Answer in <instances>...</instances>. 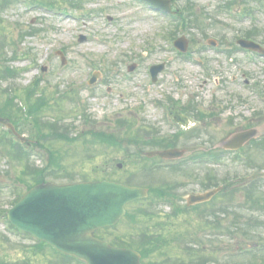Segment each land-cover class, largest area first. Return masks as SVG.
<instances>
[{
	"label": "rangeland",
	"instance_id": "1",
	"mask_svg": "<svg viewBox=\"0 0 264 264\" xmlns=\"http://www.w3.org/2000/svg\"><path fill=\"white\" fill-rule=\"evenodd\" d=\"M70 1H55L68 12L65 16L40 7L29 9L23 2L6 4L0 0V72L6 66L12 67L15 76L0 79V111L8 100L2 88H16L12 93L17 95V103L22 102L24 94L19 90L41 77L38 89L45 94L40 93L39 97L49 102L42 107L41 117L69 137L80 136L75 142L54 139L51 136L56 127L49 126L40 136L44 148L32 150L35 154L30 164L43 167L48 153L54 152L61 158L62 171H67L51 173V180L57 183L102 177L124 181L136 173L139 184L169 186L177 207H184L192 194L216 188L218 182L222 192L209 205L169 217L171 207L154 197L149 202L155 213L153 219L139 217L132 227L124 218L114 234L133 241L129 235L133 228L138 234L140 230L161 232L166 236L163 250L187 264L257 263L246 248L264 242V146L247 145L241 158L219 150L232 132L248 125L257 127L264 138V59L250 61L239 52L234 64H230V57L206 44L209 38L200 30L177 29L162 14L135 0H72L73 6L80 4L77 7H70ZM221 1L197 0L195 13L206 20L207 15L212 18L206 23L207 34L215 37L219 47L232 48L236 35L249 28L264 32V0L247 1L257 11L259 20L255 24L218 13ZM243 4L237 1L236 10ZM211 22L218 23L209 29ZM33 31L35 35H31ZM171 32L177 38H188L192 52L189 58H183L172 48V42L166 39ZM81 35L89 40L80 43ZM58 51L64 52L66 64L63 65ZM133 63L138 64V69L129 74L127 68ZM160 63H165L166 69L152 84L149 68ZM98 65L103 74L91 87L88 81L99 70ZM42 67L46 72H42ZM168 97L184 106L192 101L215 118L197 125L203 129L202 135L180 140L179 148L187 151L188 158L177 164L179 168L167 164L146 173L142 171L143 165L155 163L139 156L156 149L137 147L132 140L137 139L135 132L142 126H156L164 135L173 133L175 127L163 115L167 110L157 106L167 102ZM16 111H11L14 117ZM85 114L90 116L88 121ZM121 120L134 121L135 126L127 128ZM33 132L31 123L24 125L23 134L36 141L31 137ZM88 132L126 138V145L119 149L100 144ZM4 146L6 149L0 147V211L10 208L16 190H25L19 178L26 164L17 159L10 161L6 156L9 147ZM199 147L218 149L221 164L192 162L190 156ZM134 161L140 163L134 167ZM211 177L216 179L210 182ZM139 208L135 205L131 210ZM216 219L220 226L214 225ZM227 227L235 236H224ZM32 243L33 240L8 230L0 221V264H63L49 252L38 253ZM190 249L197 251L192 252L195 257H190ZM154 257L166 260L165 256Z\"/></svg>",
	"mask_w": 264,
	"mask_h": 264
},
{
	"label": "water",
	"instance_id": "2",
	"mask_svg": "<svg viewBox=\"0 0 264 264\" xmlns=\"http://www.w3.org/2000/svg\"><path fill=\"white\" fill-rule=\"evenodd\" d=\"M180 154L174 152L173 156ZM143 191L110 182L41 186L10 212L12 222L90 264H141L134 251L116 249L91 236L94 229L114 225L127 202ZM207 194L194 198L207 200Z\"/></svg>",
	"mask_w": 264,
	"mask_h": 264
}]
</instances>
